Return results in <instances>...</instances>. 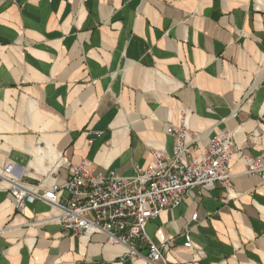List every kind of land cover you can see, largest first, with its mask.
Returning <instances> with one entry per match:
<instances>
[{
    "label": "crops",
    "instance_id": "0c3cea01",
    "mask_svg": "<svg viewBox=\"0 0 264 264\" xmlns=\"http://www.w3.org/2000/svg\"><path fill=\"white\" fill-rule=\"evenodd\" d=\"M182 112L242 154L229 189L194 188L146 233L174 264H264V179L245 161L264 165V0H0V165L27 183L63 185L82 160L133 176L154 148L173 154ZM55 213L17 210L0 182V264H147Z\"/></svg>",
    "mask_w": 264,
    "mask_h": 264
},
{
    "label": "built area",
    "instance_id": "2783aa9c",
    "mask_svg": "<svg viewBox=\"0 0 264 264\" xmlns=\"http://www.w3.org/2000/svg\"><path fill=\"white\" fill-rule=\"evenodd\" d=\"M186 119L182 112L180 125L169 127L175 140L173 154L154 148L150 162L136 166L133 176L95 172L89 161L82 160L70 164L63 185L44 186L27 183L15 175L14 164L7 163L0 165V182L13 195L17 210L22 211L26 202L42 200L55 210L51 220L65 234L99 233L110 243L122 244L126 252L121 261L143 255L147 264H174L165 253L169 240L152 239L146 233L148 222L181 205L196 187L212 189L220 183L229 189L231 160L242 154L231 133L220 132L204 141V133L191 130ZM245 161L246 173L264 179V165L257 158ZM192 220H198L197 213ZM140 242L146 247L144 252L139 250Z\"/></svg>",
    "mask_w": 264,
    "mask_h": 264
},
{
    "label": "bare ground",
    "instance_id": "6f19581e",
    "mask_svg": "<svg viewBox=\"0 0 264 264\" xmlns=\"http://www.w3.org/2000/svg\"><path fill=\"white\" fill-rule=\"evenodd\" d=\"M259 1H261V0H259Z\"/></svg>",
    "mask_w": 264,
    "mask_h": 264
}]
</instances>
